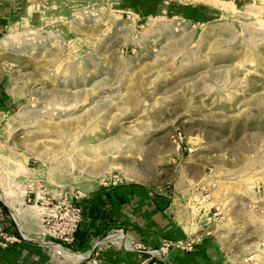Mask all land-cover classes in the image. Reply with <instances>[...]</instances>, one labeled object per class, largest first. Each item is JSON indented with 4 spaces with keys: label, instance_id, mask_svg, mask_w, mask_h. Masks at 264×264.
Instances as JSON below:
<instances>
[{
    "label": "rangeland",
    "instance_id": "374dc122",
    "mask_svg": "<svg viewBox=\"0 0 264 264\" xmlns=\"http://www.w3.org/2000/svg\"><path fill=\"white\" fill-rule=\"evenodd\" d=\"M117 183L188 237L113 226L80 264L201 243L200 264H264V0H0V248L54 252L62 202Z\"/></svg>",
    "mask_w": 264,
    "mask_h": 264
},
{
    "label": "crops",
    "instance_id": "0c3cea01",
    "mask_svg": "<svg viewBox=\"0 0 264 264\" xmlns=\"http://www.w3.org/2000/svg\"><path fill=\"white\" fill-rule=\"evenodd\" d=\"M81 204L82 217L73 240L65 243L72 250L71 254L79 253L81 258L57 256L51 249L30 241L28 244L0 248V264H80L81 259L96 249L94 244L103 233L113 226L125 232L126 241L141 243L147 248L160 245L164 238L184 240L188 237L184 228L167 214L166 208L155 203L150 192L140 186L97 184ZM205 245L197 244L189 252L175 248L167 257L148 262L145 249L110 247L105 252L108 258L102 264H200L201 260L206 261L202 255Z\"/></svg>",
    "mask_w": 264,
    "mask_h": 264
},
{
    "label": "built area",
    "instance_id": "2783aa9c",
    "mask_svg": "<svg viewBox=\"0 0 264 264\" xmlns=\"http://www.w3.org/2000/svg\"><path fill=\"white\" fill-rule=\"evenodd\" d=\"M74 197L76 199L82 200L83 198H85V193L77 191ZM62 203L64 205V211L59 216L60 219L62 220L60 222L61 228L58 230L59 233L57 234L60 239L57 240L58 242L53 243L54 252L60 256H64L65 252H68L69 254L72 253V250L69 247L67 246L65 247V245L63 246L62 244L69 243L73 240L74 233L82 217L81 216L82 214L81 205L72 202L71 199L67 201H63ZM3 234L4 232L2 231V228L0 227V235L5 237V235ZM111 237H117L123 240L124 235L122 233L117 232V233L111 234ZM123 244H125L124 240H123ZM97 245H98V242L94 244L95 247ZM164 245L168 246V244H164ZM161 248L165 249L163 246ZM94 253L96 254V249L94 250ZM73 264H76V263H73Z\"/></svg>",
    "mask_w": 264,
    "mask_h": 264
},
{
    "label": "bare ground",
    "instance_id": "6f19581e",
    "mask_svg": "<svg viewBox=\"0 0 264 264\" xmlns=\"http://www.w3.org/2000/svg\"><path fill=\"white\" fill-rule=\"evenodd\" d=\"M122 240V239H121ZM72 256L75 258H81L82 257V255L81 254H79V253H73L72 254Z\"/></svg>",
    "mask_w": 264,
    "mask_h": 264
}]
</instances>
